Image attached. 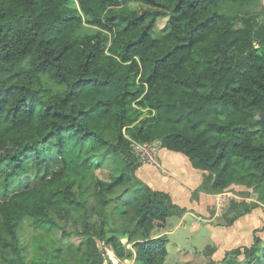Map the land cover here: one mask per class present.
Segmentation results:
<instances>
[{
    "label": "trees",
    "instance_id": "1",
    "mask_svg": "<svg viewBox=\"0 0 264 264\" xmlns=\"http://www.w3.org/2000/svg\"><path fill=\"white\" fill-rule=\"evenodd\" d=\"M234 1L0 0L2 264H104L97 242L163 264L154 232L185 209L139 182L134 145L184 155L206 193L236 183L263 203L264 16L216 7ZM260 239L221 264H264Z\"/></svg>",
    "mask_w": 264,
    "mask_h": 264
},
{
    "label": "crops",
    "instance_id": "2",
    "mask_svg": "<svg viewBox=\"0 0 264 264\" xmlns=\"http://www.w3.org/2000/svg\"><path fill=\"white\" fill-rule=\"evenodd\" d=\"M151 144L155 146L156 142ZM154 154L161 174L158 171H152L151 168H154L152 164L143 163L136 170V177L141 184L149 186L152 190L167 193L174 204L185 209L181 218L190 215L196 221H206L205 224H207L206 227L211 234L213 243L212 248H207V258L204 259L203 264H221L226 252L238 246H244L240 241L243 237L250 243L249 245L253 242L254 236L259 237L257 229L264 228V200L263 203L253 200L259 205L238 217L232 224L226 226L215 225L213 221L219 217L215 212V197L219 194H227L226 191L212 194L201 190V182L207 173L193 168L184 155L176 152L168 153L160 147L155 148ZM167 180L170 181L168 184ZM210 206H212V211L209 212L208 207ZM211 212H214L213 215ZM160 231L154 234L166 236L167 232L161 233ZM179 250L181 255L187 254L189 256L187 258L182 257V260L185 261L184 264L194 262L189 252L183 253L181 249ZM218 253L219 256H216ZM203 257L202 255L201 259Z\"/></svg>",
    "mask_w": 264,
    "mask_h": 264
},
{
    "label": "rangeland",
    "instance_id": "3",
    "mask_svg": "<svg viewBox=\"0 0 264 264\" xmlns=\"http://www.w3.org/2000/svg\"><path fill=\"white\" fill-rule=\"evenodd\" d=\"M261 5L264 6V0H238V1L228 3V4L219 5L216 7L220 11H223L230 16H243L246 14H250L251 12L261 13L264 16V10H262V8L260 7ZM163 23H164V20H160L158 22V26L159 27L162 26ZM155 142H152V143H155ZM254 142L255 143L260 142L259 138L255 139ZM158 147H159V142H156L155 148H158ZM163 149L168 153H174L165 148ZM133 150L138 152L139 148L134 146ZM141 163L142 164L146 163V161H141ZM117 165L118 163L114 162L113 157L109 156L108 159L105 161V163L102 164L101 168L97 170V173L100 177L107 179L108 173L110 172V170L114 168L116 169ZM152 166L154 167V168H151L152 171H158V173L161 174V171L158 169L157 166L155 165H152ZM206 173L208 174V172ZM166 182L168 184L170 181L167 180ZM80 184L81 183L76 184V185H80ZM14 185H16V183L13 184L12 186ZM224 191H226V193H229L230 195V197L227 198L228 208L225 211H223V213L218 218H216L215 221H213L215 225H222V226L228 225V221L231 220L232 217L237 216L239 212L240 213L244 212V210H246L248 207H252L255 204L253 200L260 203L259 201H257V194L252 189H247L245 187L241 188L240 185L236 183H232ZM0 192H1V186H0ZM88 199H89L88 202L91 203L92 198H88ZM208 210L209 212L210 210L212 211V206L208 207ZM213 213L214 212H211L212 215ZM93 218L94 220L98 219L97 216H93ZM205 222H206L205 220L196 221V219L190 215L184 216L181 219L177 217H171L167 220V224L165 225V227L160 229L161 231L155 230L154 233H157L159 231L161 233L167 232L166 234L167 255L165 257L163 264H184L185 261H183L184 259L182 260V257L184 256V258H187L189 256L187 254L181 255V252L179 249H181L183 253L189 252L192 259H194L193 263H188V264H194V263L203 264L204 259L207 258V252H208L207 248L209 247L212 248V243H213L211 241V234L209 230L207 229L206 227L207 224H205ZM66 228L70 229L71 231L75 229V227L72 224H67ZM257 231H259L258 234H259V237H261L260 240H262L263 242L261 244H264V228L260 227L257 229ZM112 233L114 234L113 230H112ZM31 234H32V231L28 227V224H26V233H25L24 239L28 240ZM70 241L76 244L78 243L79 240L77 237L72 235ZM240 241H241V244H244V246L245 245L248 246L250 244L244 237ZM100 244L101 242H97V245L99 249L101 250L104 259H107V254H108V251L110 250L108 249L107 251L106 247ZM202 255L204 256L203 259H201ZM216 256H219V253ZM0 264H2L1 261H0ZM130 264H136V263H134L133 261L132 262L130 261Z\"/></svg>",
    "mask_w": 264,
    "mask_h": 264
},
{
    "label": "built area",
    "instance_id": "4",
    "mask_svg": "<svg viewBox=\"0 0 264 264\" xmlns=\"http://www.w3.org/2000/svg\"><path fill=\"white\" fill-rule=\"evenodd\" d=\"M134 146L139 148L138 152H136L135 150H134V152H135V155H137L141 161H146V163H149V164H152V165H155L158 167V161H157L156 156L154 154L155 153V146H153L150 143L149 144H143V145H134ZM229 197H230L229 193L219 194L215 197V209H216L215 212H216L217 216H220L223 213V211H225L228 208L227 198H229ZM100 245L105 246L107 251H108L109 248L106 244L101 243ZM107 259H105L104 264H128L127 263L128 260H124V262L118 261L114 257V255L111 251H108ZM129 264H130V261H129Z\"/></svg>",
    "mask_w": 264,
    "mask_h": 264
},
{
    "label": "water",
    "instance_id": "5",
    "mask_svg": "<svg viewBox=\"0 0 264 264\" xmlns=\"http://www.w3.org/2000/svg\"><path fill=\"white\" fill-rule=\"evenodd\" d=\"M257 130L260 134L264 135V113L260 112L258 114L257 119L255 120ZM114 237L118 238L122 243L126 242L128 240V236L124 235L121 231L118 229H113ZM129 264V261L127 262Z\"/></svg>",
    "mask_w": 264,
    "mask_h": 264
}]
</instances>
